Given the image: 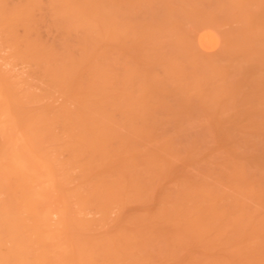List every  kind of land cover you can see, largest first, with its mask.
<instances>
[{
  "label": "bare ground",
  "instance_id": "6f19581e",
  "mask_svg": "<svg viewBox=\"0 0 264 264\" xmlns=\"http://www.w3.org/2000/svg\"><path fill=\"white\" fill-rule=\"evenodd\" d=\"M132 1L136 3L135 0ZM155 1L158 5L155 3ZM170 1L172 0H163V4L162 0H154L155 4H153L152 0V3L150 4L152 7L149 5L150 2L148 3V6H144V8L148 7L145 10H148L149 7H151V9H149L148 11V14L147 11L145 13L143 9H138L140 7L142 8L143 5L141 6V3L143 4L144 2L136 4L139 7L134 5L135 8L139 11H142L140 12L141 14L145 13L146 16L143 14V16L139 17V15L141 14H136L138 12H136L135 15L138 16L141 20L143 19L145 21L144 18H146V21H150L149 17L151 16L150 14H152L151 20H153L157 26L159 22L156 18L160 19L161 17H163V15H165L164 17L167 18L166 8L168 7L165 6L169 5L170 10L168 9V12H172L176 8L174 12L176 11L175 13L177 15H175V13L169 12L171 13L170 15L172 18L169 17V14H167L168 20H165L164 17L162 19V22L164 21V23H161V27L162 25L166 26L169 30L172 28L171 26L174 25H171V28H169L170 23L168 24V22H166L169 21V19L172 21L175 20L176 24H178V21L181 24L183 23L186 25V20L188 19L187 21L191 23L189 19L191 18L190 20H192L194 15L195 19L193 18V21H195L196 23L197 16L195 17L196 14H193V11L197 12L198 10L199 15H201L202 13H206V8L210 9L212 5L213 8L218 7L219 9L222 0H210V2L208 3L207 0H195V2H190V0H177L179 2L178 5L176 0H173L174 2ZM213 1L215 3H219L218 1H220V3L217 6V4L214 5ZM225 1L226 0L222 2L226 3ZM241 1L242 0H230V3L233 2V4H230V6H234L236 4L238 6L235 5V9L238 10L239 7L243 9V6L246 4L245 1L249 6V3L255 0H243V2ZM111 2H113V7L111 5ZM124 2H127V0L121 1V4ZM168 2L172 4V9L170 7V3ZM181 2L185 5L183 10H181L183 8ZM187 2H190L192 4L187 5ZM197 3H199L200 5ZM203 3H205V5H203ZM240 3L242 4V6L240 5ZM193 4L195 7L193 6ZM207 4L210 6L205 7ZM227 4L223 5L226 6ZM120 5L117 0H0V264H264V130H262V127L264 126L261 125L262 127H257V129H249V126L247 127L248 123L246 122L251 121L253 115L250 120H247L250 117L248 118L245 114L246 117L241 116V119L244 121L239 122L242 125L245 124V127L243 129H246L247 127V129L249 130H241L240 126L238 125L239 123L237 122L234 124L232 121L237 119L236 116L240 113L239 112L237 114L233 113V115L236 116L231 115L233 119H230V124L225 123L223 121L224 119L222 120L226 124V130L224 126H221L222 128L220 129L219 127L218 129H216V127L214 129L213 126L215 125L213 123V120L215 121L216 118L214 116L216 115V113H218V110L216 112L215 108L220 109V106L223 105H220V99L221 101H223V97L221 98L218 94V87L216 86L213 90L207 89L211 91V93L209 91L207 92L210 95L217 93L219 95V98L217 99H213L214 95H211V98H209L208 94L206 93V96H204V94L202 95V90L200 89V95L206 97V99L203 98L204 101L199 96V93H197L198 95L196 94L198 96L197 99L196 96L195 98L192 97V99H190L192 95L189 97L190 93L193 92L192 90H195L199 87V85H196L198 87L193 85V82H197L195 78H200L199 75L205 76L206 74L204 73L209 72L207 67V64L209 63L203 65L206 67V69L205 67H202L205 69V72L201 67H199V69L197 67L194 71L193 69H191L190 71L186 67L187 65H181V68L186 67V70H188L190 72L189 73L185 69H183L184 71L181 70L179 65V68L176 67V65L174 66V64H178V62H176L177 60L174 61V58H171L168 55H170V53L174 51L171 55L173 56L177 53L178 50H181L180 46H178L179 49L177 50L176 45H179L178 43L176 45H174L173 43L178 39H174L171 46L170 43L171 40H173V38L171 39V37H174V35L171 36L170 39H168L170 41H164L165 39H167L165 35V33L168 32L166 30V27L165 31H162V36L158 35L160 36L159 38L164 37L165 39L161 38L160 40L158 36L153 35L154 33L156 34L157 31L153 32L151 29V33L150 30H148V28L150 29L152 27H155L153 22L148 21L150 23L149 25L142 20V22L146 23V26H142V30H144V28L146 29L147 26L148 28L146 31L141 32H146L145 34L143 33V35L147 36V38L149 37L148 34H151L149 38L151 39L152 37L153 39H147L142 35L143 37L141 41L144 43L143 39H146L147 42H149L150 40V43L153 45L151 41L154 40L153 42H155L154 45L156 47H161L160 45H164L167 48L166 49L164 46H162V48H160L162 51H160L159 53L160 49L157 50L158 47L155 48L154 45H147L149 43L145 41L144 44L147 43L146 45L148 46V49L149 47L151 49L153 48L152 52L151 49H149V52L151 53H148V57L151 54L155 55H153L154 58H151L152 61L150 60V64L154 63L159 58V61H167V59L169 60V58H171V60L169 61L170 64L167 63L168 67H171L172 64V68L170 69H173L175 67L177 69H175L176 71H178L179 69L182 73H187H184L185 77L184 75H180V78L183 77V83L187 80V77L189 78L192 74V77L190 79H193V82L190 79L187 80L189 83L186 81L187 84L192 83L190 85L192 87L189 86L191 92H187L186 88V98L184 97L186 100L190 99L189 102L191 106L188 104V101V103L186 104L189 105L188 107H191V111L189 112L187 106L186 108H184L183 106V111L186 109V113L185 115H183L184 113L181 112L182 116H180V109H177V107L175 106L176 103H170V101L173 99V102L182 103L181 100L178 99L180 95H177L175 93V91L177 90L172 88L173 90H175L173 91L170 89L171 85L166 84L173 83V80L170 82V78L167 80L168 82L166 81V83L164 81H161L163 80L162 78H160L162 76H159L161 67L158 64L155 63L160 68L158 66L156 67L153 64L152 65L155 66L157 72L159 71V77L155 75V73L153 74L152 71V74L147 71L148 69L151 70V67L149 68L147 65H144L147 67L143 68V65L141 63V66L139 67H142V70L144 69L145 71L150 73V76L154 75L155 77H153L155 80L160 78L161 80H159L162 83L164 82L167 86H169L165 91L164 88H166L167 86H164L165 84L161 85V82L159 81L162 88L164 87V90H162L160 88L161 86L157 85L159 82H154V79H152L153 83L152 81L149 82L148 77V84L144 85L145 83H142L143 85H141L142 88L147 86L148 89L147 90L146 87L144 88L145 90L143 89V95L146 96L148 91L150 93H153L160 90L158 91L160 92L158 94L164 97L170 95L169 93L173 91L176 95L173 94L172 96L173 92H171V98L170 96L166 98L164 97L165 99L161 96L160 98L162 100L164 99V101L168 98L166 101L169 102H165L168 105L173 104L172 108H174L175 112L172 111L173 109L171 110V108L167 107L166 105L165 107L170 110V113L168 114L167 109L163 106V101H159L160 103L157 101L160 99L157 92L155 94L158 96V99H156L157 97L155 96L154 98L151 97L152 99L147 98L149 97V95H147L146 100L143 99L142 102H144V100H149L146 102L148 104H146L145 102L142 103L141 100H138L141 96L142 98H144V96L141 94L143 90H141V96L138 99H135L136 97L132 98V96L131 98L134 101H140L142 104L140 106L138 104L132 106L136 109V106H139L140 108L142 106L144 107L145 105L146 107H144L145 110L143 112L146 111L145 114H147V112H150L151 115H154V118L155 115L157 117L156 119H154L152 116L154 124L153 122L150 123V121H152V119H150V114H147L150 115V118L148 119H146L147 115L144 117L145 114H140L142 119L145 118V120L149 123L145 124L147 122L145 120L140 121L138 117L140 124H145V126L143 125L145 127L144 129H122L121 125H124L122 122H119L120 129L117 128L118 124L116 122V117L119 119H123V117H118V112L115 113L117 114L115 117V114L113 115L114 111H112V114L110 115V106L114 104L113 99L117 98L115 96L112 97L113 99L110 98V95L108 94V89L110 90V88H108V82L109 79H111L112 81V79L115 78L112 76L119 74L120 72L117 73L118 70H121V67H124L127 64L124 62V57H120V55L122 56L123 54H121L119 49H121V51L123 50V44H120L119 40L118 44L121 45L122 48H120L119 45V47L117 46L118 54L120 53L118 55L120 58L118 59L120 61L118 62L123 61L125 65H121V67L118 65V67L113 68L114 70L117 69V72L112 71V74L114 72L116 74L109 76L108 62H110V59L112 57H109L110 40L112 39L111 35H114L112 34V32L114 31L113 33H115L116 28V26L112 25L115 19L113 20V22H111L110 14L113 18L117 17L116 19L118 20V17H120V15L124 16L123 12L127 11L125 12V15L128 16L129 12L136 10L135 8L134 10L131 9L133 7L127 5L126 3L122 4L121 7H119ZM125 5H127V7ZM154 5H157L159 7ZM173 5H175V7ZM122 6H125L126 8L131 7L130 9L132 11H130L129 9L123 11L124 8ZM178 6L182 8H179ZM190 6L191 8H196V10H194L193 8V10L191 9L192 11L188 9L190 10V13L188 12L189 14L187 13V15L185 13V8H190ZM224 6L221 5L224 10L219 9V13L217 12V9H210L212 11H208V14L209 12L212 14V12L215 10L216 14L218 13L220 14V16L223 15V18L226 16L227 20H223V25H225V22L228 21V19L229 21L228 23L226 22L227 24L231 25L232 22L233 24L235 23L234 21L237 22L239 19L237 17V10H233V13L231 10L228 14V6L226 8H224ZM198 7H201V9H203L201 11L205 12H200V9ZM115 8H118L117 11L119 10V12L114 10ZM154 8L156 15L155 12L152 11V9L154 10ZM187 8L186 12L188 11ZM255 8L254 10H252L253 13L260 10L258 9L260 8L259 6L256 8L258 9V11H255ZM242 9H240L241 12H243ZM159 11L161 13H159ZM163 11H166L164 12L165 14L163 13ZM220 11H225L226 15L225 13H221ZM250 11L247 12L246 18V11L244 10L245 15L241 13L243 15H241L240 18V21L243 22L244 20L242 19V17L244 18V16L246 18V21L251 20L248 24L247 22L243 23L238 21L236 27H234L235 25H228L231 29H233V31L235 30L233 34L230 33L232 37H235L233 39H229L230 35L227 34L229 37L225 35L227 36L224 37L227 38L226 40H232L231 42L235 40L237 42L239 38H241V40L243 38H248V34L247 37L246 34L244 35L245 32L251 30L250 32H252L253 34L248 32L250 33L249 35L251 36L252 34L253 36H256L254 34L257 33L254 32L258 30L262 32V30H264V26H262L264 25V21H261L264 19L260 20V18L262 17L259 16V18L258 16H256V14H253V17H251L252 13L250 14ZM115 12H121V14L118 15ZM179 12L183 13L184 15H179ZM234 12L236 13V15L234 14ZM262 12H264V10H261V13ZM153 13L155 17H153ZM230 13H232L233 16L236 17V20L233 19V16L230 15ZM115 14H117V16ZM172 14H174V16ZM190 14L192 15V17H190ZM262 14L261 16H264ZM131 15L129 17H131ZM228 15L230 17H228ZM127 16L122 18H129ZM136 16L132 15V20L126 19L128 22H130V27L128 26L126 28L127 30L129 28H131L132 31L134 30L133 28H135V24L131 22L134 21L135 18L138 19V17ZM184 16L187 19L185 18L184 20ZM203 16H205V14L201 15V17ZM211 16H207L206 14L207 18H211ZM175 18L178 19L176 20ZM217 18L222 19V17ZM217 18L215 21L221 22ZM258 18L262 23L259 22ZM206 20L204 18L205 22ZM201 22L202 21H200V24ZM208 22H206L208 25L206 23H204V25H214L212 27L215 28H220V25L223 26L222 24H216L217 22ZM257 22L260 28L257 26ZM124 23H126V27L128 23L126 21ZM165 23L168 24V26ZM172 23H174V21ZM240 24L241 29L244 28L243 31L240 29L236 31L237 29L235 28H238ZM242 24H246V26H243ZM180 25H178L179 27L176 25L178 29L182 26L184 30H182L181 28V31H185L186 33V29L188 28V35L190 33L194 36V33L189 31H193L194 29L193 32H195L196 26L190 24V29V27L188 26L184 28L185 26L183 27V25ZM215 25L218 26L216 27ZM161 27L159 28L161 29ZM44 29L47 31H45L46 35L49 34V31L55 32V35L57 32L58 38L57 36L56 38L58 40L56 42L55 40H50L51 42L53 41V43L47 41L43 35ZM111 29H113V31H111ZM154 29L158 28L155 27ZM131 30L125 31L126 33L123 32V35L124 33L126 34V36L124 35L123 37L124 39L126 37L125 41L121 37V40L123 39L122 42H127V45H130V42L131 45H133V42L135 44L134 40H136V38L134 36L136 34L134 31V33L132 32L129 34ZM122 31L123 30H121V32ZM158 31L161 32V30ZM197 31H199V29ZM127 32L129 35L133 34V37L131 36L132 39L130 38L133 42L129 41L128 43ZM176 32L177 34L179 33L178 31ZM239 32L241 33L239 34ZM259 32L257 35V37L260 36L258 37V42L260 39H264V37H262L264 36V32ZM192 35H189V39L191 40L194 39L191 38ZM237 35H239V38H237ZM167 37L169 38V36ZM257 37H250L248 39V43L249 40L252 41L251 38H253V40H257ZM118 38L115 39L117 40ZM154 38H156L157 40ZM235 38H237L238 40ZM112 40L114 41V39ZM241 40L239 41L240 44L238 42L234 45V48H236V45H242L244 43L245 39L242 40L243 43L241 42ZM255 40L253 41V43L255 42ZM260 41L264 43V41ZM142 42L140 44H143ZM186 42L188 43V41ZM231 42H229L228 44V41H223V43H225V46L232 47L233 44L231 46ZM138 43H136V45H138ZM159 43L160 45H156ZM256 43L257 41L255 42V44ZM255 44H252L251 46L254 47ZM127 45H124V48L126 47L128 48V50L133 47H129ZM192 45L194 44L192 43ZM138 46L133 47L132 50L135 48L134 51L139 50L140 52V46ZM244 46L245 45H243L244 50H240L242 51L241 54H243V51L245 53L243 55L240 54V58L242 59V61L246 60L245 62H242L241 60L234 61L235 58L233 57L236 54L239 57L238 52L235 53L238 48H236V51L234 50V52L231 53V55L235 54L234 56H232V59L229 57L228 58L229 60L231 59L233 62H235V66L233 65L232 68L233 70H239V67H243V65H245L243 68H241L242 70H239V72H246L247 75L249 74V76L248 78L245 77L247 78L245 79L244 76L247 75L243 74L242 76H240V78L243 77L248 81L249 77L251 78V76L256 78L258 77L257 80L258 83H260L259 86L261 87V91L259 86L256 87V90L255 88L253 89V85H251L252 88L248 85H246L245 88V84H243V86L240 85L244 87L246 91L247 89L251 92H254V90H256L260 93L261 99L259 100V95H256V97L254 95L255 92H252V96H255L254 98H257L258 101H255V99L253 98L252 100H254L255 102L252 101L250 103L251 105H256V102L258 103L259 101H264V99H262L264 98V93H261L262 91H264V86H262V84H264L262 83V81H264V79L262 78L264 77L259 78L260 75L264 74V72H262L264 71V68H262L261 64L262 62H264V56H259L260 53L258 54V52H262V50L258 45L257 47L260 49L255 48V45L254 53H252L253 48L249 47L248 44L247 46ZM173 47L175 49H173ZM237 47L241 48V46ZM126 48L123 50V53ZM143 48L144 50L142 49L141 45V50L145 51L144 53L148 52V49H146L145 47ZM169 48H172L173 50ZM186 48H188V46ZM193 48L195 50V47ZM193 48L191 49V51L193 50ZM223 48L225 47L223 46ZM246 48L251 49V56L259 50L257 52L258 56L255 54V57L258 58L259 61L256 60L254 56L251 57L249 49L246 50ZM188 49H190V47ZM230 49L228 47V51L225 50L226 53L233 51V49L229 51ZM128 50L127 52H125V54L128 53ZM195 51V53H197V49ZM139 52L136 53V55L139 56ZM165 52L170 53H167V55H165ZM178 52L179 53H177V55L181 54L180 51ZM156 53L158 55L160 54V57H157ZM162 53L167 57L166 59L165 57L163 59ZM217 53H214L216 58L218 57L216 55ZM193 55L195 57V54ZM245 55H248L250 57ZM260 55H264V52H262ZM191 57L193 56L191 55ZM207 57H205V59ZM220 57H218V60ZM259 57L261 59H259ZM143 58L145 59L144 55ZM198 58L200 57L198 56ZM216 58L215 61H218ZM252 58H254L258 63H249L248 59L253 61ZM182 59L179 58V60ZM200 59L197 60L200 61ZM205 59L203 61H205ZM212 59V61L215 62L214 58ZM125 60L128 61L129 59H126L125 57ZM184 60L182 62H186L187 59ZM220 60L219 61L221 63L219 61L218 62L222 64V69H224V63H222L223 60L221 58ZM261 60L262 62H260ZM212 61L210 60L211 63L209 64V67L211 69H213L212 67L215 68L212 71H216V73L218 71H221V66L219 67L220 70H217V65L212 63ZM165 62L163 64H165ZM190 62L192 63V61ZM241 62L242 65L240 66ZM248 63L250 64V66ZM192 64L196 63L193 62ZM202 64L200 62V66ZM225 64L227 65V67H230L228 63ZM236 64L239 65L237 66ZM252 65H254V67H251ZM258 65L262 69L257 68ZM247 67H250V70L248 69V71H245L244 68L247 69ZM127 68L125 66V70ZM229 69L232 70L231 67ZM136 70L139 71L141 70V68ZM163 70H165L170 75V71L166 69H162V71ZM251 70H253V72ZM259 70L261 74L259 73ZM124 72V70H121V76L124 75ZM166 72L165 75H167ZM221 72H218V75H220L219 73ZM224 72L222 73V75H224L223 78H221L222 81L225 79L224 77H226V74ZM234 72L236 75H234ZM234 72H232V74L234 75L232 77H238L240 75L239 73H236L235 70ZM120 74L119 76H116L118 80H114L116 83L115 87L118 82V84L121 83L117 88H120L119 86H122V83L124 86V82L119 81L122 78L120 77ZM141 74L136 75L140 76ZM143 75L144 74H142V76ZM211 76L214 75L211 74L210 77ZM167 77L168 76H166V78ZM206 77H209L208 74L205 76V78ZM180 78L179 76L177 77V79ZM205 78L202 77L201 82L205 81ZM213 78L214 77H211V80H206L203 88L204 86L208 85L209 81V83H214L215 78ZM243 78L241 79L242 81ZM123 79L126 80L127 78L125 79L123 77ZM250 80L256 79L251 78L249 79V81ZM257 80L255 82H257ZM127 81L129 82V80ZM182 81L180 79V82ZM224 81L226 85V79ZM198 82L199 84H204L201 83L199 79ZM216 82L218 83V81ZM230 82L237 83L238 81H235V79L233 78L230 79ZM110 84L114 85V82L113 84ZM136 84L139 83L136 82ZM215 84L216 83L210 85L213 86ZM229 84H227V86ZM150 85H157V89H155V87H153L154 89L150 88ZM123 86L119 91L121 92V95L123 94V92L125 93V95H127V92H125L126 90H124V88H127V86ZM174 86H176V84ZM231 87H233L232 84L229 87L230 89L227 87L223 90L222 94L227 95L228 91L232 92L233 89ZM184 88L185 87H183V89ZM212 88H214V86ZM150 89L152 90L150 91ZM180 89L182 88H179V90ZM190 89H188V91ZM237 89L235 88L236 92ZM128 90L130 91V89ZM215 90L217 91L215 92ZM219 90L222 89L219 88ZM111 91L114 92V90L112 89ZM119 91L118 93H120ZM205 91L206 88L203 92ZM246 91L241 92L245 93ZM250 91L246 93L248 94L247 96L246 94H244V97H250ZM243 93H239V95L241 94L242 96ZM114 94L115 92L111 95ZM226 95H224L225 100L226 98L229 99L232 94H229L230 96L228 95V97ZM176 96L178 97L176 98ZM237 97L236 99L240 98ZM193 98L194 104L192 103ZM198 98H201V101L199 100L198 102ZM232 98L230 97L231 101ZM127 99L128 98H126V100ZM132 99L131 101H133ZM210 99H213L214 105ZM215 99L217 100L216 102L214 101ZM109 100H111L112 102H110ZM195 100L197 101L198 105L197 103L195 104ZM230 100L226 103L228 104L226 105V108H232V106H234L233 104H235L236 102L235 100L232 104ZM127 101L126 104L128 103ZM134 101L132 103H134ZM202 101L204 102V104H206L207 107L208 105H210L211 101V108H215L211 109L208 107L209 109H211L208 113L207 107V109L205 110V107L202 106L203 109L201 108V104H203ZM117 102L121 104V102L123 103V100L121 101L119 99V101ZM229 102L232 104V106H230L231 104ZM109 103L113 104L109 105ZM129 103V105H131L130 100ZM215 103H220L219 106H217L218 108L216 107L217 104ZM156 104L157 106L162 104L163 108L159 106L157 110V106L155 108ZM260 104L262 103L259 102V106H261ZM129 105L127 104V107H125L124 104V108L127 109ZM147 105L149 106L148 111L146 110ZM151 105L154 107L153 109H151ZM193 105L199 106V109H202L200 111L206 112H203L204 115L206 114L207 116L205 115V119L202 120L205 121L209 119V123H211L212 125V127L210 128L213 129L212 131L207 132V130L209 129L204 124L203 128H207V130L205 129L206 131L201 130V127V129H199V131L201 130L200 132H197L198 130L194 128L193 129L196 130V132L192 129L191 131L189 129V133L183 132L182 126L184 125H180L184 122H182L183 118L181 117L185 116L186 118V115L191 114V112L193 111L192 109H194L195 112V108H192ZM132 106L127 109V111H130V114L132 113V116L135 114V112H142V110L131 112V109H133ZM224 106L222 108H224ZM241 106L242 111H244L243 104H241ZM235 107L232 109H236ZM224 109H222L223 112ZM259 109L261 112L262 108L259 107ZM154 110L155 113L157 111L163 112L164 116H162L163 113L162 115H159L161 113L154 114ZM247 110L249 111L248 106ZM187 111L189 114H187ZM248 111L247 114H249ZM165 112H167V114ZM227 112L231 113L230 111H226V113ZM125 113L124 114L126 117L123 115L125 119L127 118V116L129 118V113ZM257 113L256 118L254 116V120L258 119L256 121H259V119L264 118V115H262L264 114V112H261L262 114L258 113L260 116H262V118H260ZM171 114L173 115V117L171 116ZM200 114L203 115L202 113ZM165 115H170L169 117L167 116L169 119L167 118L165 120H161L166 117ZM175 115H179L180 118ZM222 115L220 118H224L222 117ZM112 116L115 118H113ZM191 116L192 114L190 115V117ZM212 117L215 119H213ZM238 118H240V114ZM125 119H123V121H125ZM186 119L188 120V117ZM134 120H136V118L132 119V122H134ZM169 120H171L172 122L174 121L172 123L174 126L170 125L171 123L168 122ZM112 121L116 122V128L114 126V123V127H112ZM162 121L168 122V124L166 122L167 129H169L171 126L174 128H170L171 131H165L166 128L162 127L164 129V131H162V128H159L161 126H158L159 124H163L162 126L165 125V123H163ZM222 121L221 123H223ZM175 122L177 123L175 124ZM179 122L182 123L180 124ZM215 122L218 123L217 126H220V121ZM252 122H250L249 124H253L255 128V125ZM138 124L139 123H136V126H138ZM151 124L154 125V129L152 125V130H150ZM155 124H157V128L155 127ZM190 124H192V122H190ZM227 124L231 126L233 125L232 128L229 129L230 127H227ZM141 125L139 127H141ZM146 125H150L148 126L150 129ZM168 125L170 126L168 127ZM175 125L177 127L179 126L180 129L178 130ZM235 125H238L239 127L237 128L235 127ZM189 127L190 126L188 125L187 128ZM196 128H198V126H196ZM173 129H175V131H172ZM181 134H183L184 137H180ZM185 134H187L186 137ZM214 152H217V154L222 153L223 157L219 158V156L217 159L215 158L216 160L214 159V161H211L214 164L209 162L212 165L207 164L208 166H203L204 168H202L201 170V162L204 163L202 165H205V161H207V159L209 161L211 160V157L209 155L211 153L212 155L215 154ZM178 161H183L185 164L190 165L191 167L194 165L196 167L200 165V168H197L198 170H200V174H193V172L189 173L187 171V165L184 166L187 170L183 167L186 170L185 171L180 166L183 162L179 164Z\"/></svg>",
  "mask_w": 264,
  "mask_h": 264
},
{
  "label": "rangeland",
  "instance_id": "374dc122",
  "mask_svg": "<svg viewBox=\"0 0 264 264\" xmlns=\"http://www.w3.org/2000/svg\"><path fill=\"white\" fill-rule=\"evenodd\" d=\"M112 1H113V0H112ZM121 1H123V0H120V2H119V0H117V2L119 3V5L121 4ZM125 1H126V0H125ZM128 1H129V2H128ZM130 1H131V2H130ZM135 1H136V3H135L134 1H132V0H127V2H124V3H126L127 5H130L131 7H133V8H131V7H130V8L134 10V8H135L134 5L139 4V3H141V2H144L143 4L141 3V6L143 5L142 8L140 7V8H138V9H140V10L143 9V11H144L145 13H146V11H147V14H148L149 9H151V7H152V6L150 5V4L152 3V0H143V1H142V0H140V1H139V0H135ZM147 1H148V2H147ZM164 1H165V0H164ZM172 1H173V0H172ZM172 1H170V2H172ZM178 1H179V0H178ZM178 1L176 0L177 5L179 4ZM182 1H183V0H182ZM185 1H186V0H185ZM187 1H188V0H187ZM199 1H200V0H199ZM199 1H197V2H199ZM211 1H212V0H211ZM215 1H216V0H215ZM222 1L224 2V0H222ZM222 1H221V3H220V1H218V2L220 3V7H219V9H223V7H221V5L224 6L223 4H227V3H228V4H227L226 6H224V8H226L227 6H228V8H229L230 4H231V3L233 4V2H234V1H233V2L230 3V0H226V1H225L226 3H223ZM228 1H229V2H228ZM248 1H249V0H248ZM250 1H251V0H250ZM115 2H116V1H115ZM133 2H134V3H133ZM149 2H150V3H149ZM170 2H168V3H170ZM173 2H174V1H173ZM190 2H195V0H190ZM190 2H187V3H188L187 5L192 4V3H190ZM205 2H206V1H205ZM208 2H210V0H209V1L207 0V3H208ZM239 2H240V1H239ZM241 2H243V0H242ZM258 2H259V3H258ZM112 3H113V2H111V5H112ZM124 3H122V4H124ZM148 3H149V5H150L151 7H149L148 10H145V9L148 8V7L144 8V6H148ZM155 3H156V1H155ZM155 3H154V0H153V4H155ZM159 3H160V2H159ZM162 3H163V0H162ZM165 3H166V2H165ZM168 3H167V4H168ZM184 3H185V2H184ZM213 3H214V5H216V4H217V6L219 5V3H215L214 1H213ZM245 3H246L245 5H246L247 7H246L245 5L243 6V9L239 7L240 9H242L243 12H241V10H240L238 7H237L238 10L235 9V7L238 6V5H236V4H237V1H236V4H235L236 6H235V5H234V6L232 5L233 7L230 6V8L232 7L231 9H230V8H229V9L227 8V13L229 14V11H231V10H232V13H233V10H234V11L237 10V11H236L237 14H238L237 17L239 18V19H238V18H237V19H238V21H240L241 15L244 14V10L246 11V13H245L246 15H245V14H244V15H245L246 18H247V12L250 11V7H251V11H250V14L252 13V14H251V15H252L251 17H253V14H254V15L256 14V16H258V17H259V16L262 17V18L259 17L260 20H261V19H264V16H261V14L264 13V12L261 13V10H264V0H261V1H260V0H255V1H252V2L249 3V6L247 5V2H246V1H245ZM252 3H253V4H252ZM122 4H121V5H122ZM131 4H133V5H131ZM156 4H157V3H156ZM160 4H161V3H160ZM163 4H164V3H163ZM163 4H162V8H163ZM167 4H165V5H167ZM174 4H176V3H174ZM181 4H182V2H181ZM185 4H186V3H185ZM194 4H195V3H194ZM194 4H193V6H194ZM197 4H199V3H197ZM210 4H211V3H210ZM254 4H256V5H254ZM257 4H258V6L260 7V8H258V9H260L259 11H258V9H256V8L258 7ZM121 5H120L119 7H121ZM127 5H125V6L127 7ZM157 5H158V4H157ZM157 5H154V6H157ZM165 5H164V6H165ZM171 5H172V4L170 3V7H171ZM187 5H186V6H187ZM199 5H200V4H199ZM203 5H205V3H203ZM240 5L242 6L241 3H240ZM250 5H251V6H250ZM125 6H124V7L122 6V7L124 8V9L122 8L123 11L126 10V9H129L130 11H132L130 8H126ZM136 6H138V5H136ZM173 6L175 7V5H173ZM180 6H181V5H180ZM182 6H183V8H182V7H179V6H178V7H179V8H182L181 10H183L184 7H185V5L182 4ZM191 6H192V5H191ZM191 6H190V8H187V7H186L187 10H188V9L191 10V9L193 8V7L191 8ZM201 6H202V5H201ZM209 6H210V5L207 4L205 7H209ZM212 6H213V5H212ZM212 6H211L210 9H212V10H213V9H217V12L219 13V11H218V10H219L218 7L216 6L217 8H213ZM253 6H254V7H253ZM255 6H256V8H255ZM112 7H113V5H112ZM112 7H111V8H112ZM116 7H117V6H116ZM138 7H139V6H138ZM157 7H159V6H157ZM165 7H168V8H166V11H167V12H166V11H163V13L166 12V17H167V18H168V15H167V14H169V17H171L170 14L176 12V11L174 12V10L176 9V8H175L172 12L169 11V12H171V13H169V12H168V9L170 10L169 5H167V6H165ZM194 7H195V6H194ZM196 7H197V6H196ZM244 7H245V8H244ZM160 8H161V5H160ZM186 8H185V13L187 14L190 10H188V11L186 12ZM198 8H199V7H198ZM202 8H204V7H202ZM248 8H249V9H248ZM252 8H253V9H252ZM254 8H255V11H258V12H254V13H253L252 10H254ZM117 9H118V8H115L114 10L117 11ZM135 9H136V8H135ZM138 9H136L135 11L129 12L130 15L133 13L132 15H133V16H136V15H135L136 12H138V13H136V14H138V15L141 14L140 12H142V11H139ZM157 9H158V8H157ZM171 9H172V7H171ZM193 9H194V8H193ZM193 9H192V10H193ZM199 9H200V10H199L200 12H205V11H201V10H203V9H201V7H200ZM206 9H207V10H206ZM206 9H204V10H206V13H202V14L200 13L201 15H204V14H205V16H203V17H201V15H199L198 10H197V12H196V11H193V14H196L195 17L197 16V18H198V19L196 18V20H197L196 23H195V21H193V20L195 19V18H194V15H193V18H194V19L192 18V20H190V19H191L190 17H192V15H191L192 13L190 14L191 16L189 15L190 17L188 16V17L190 18L189 21H190L191 23H189V22L187 21L188 19H187L185 16H184V18L182 17L184 20H185V18L187 19V20H186V25L183 24V23L181 24V23L178 22V21H177L178 24H176V23H175V20H173L174 23H172L173 21L169 19V21H166V22H168V24L170 23V24H169V28L172 27V28L169 29V30H168V27H166V26H163V25H162V27H161V23H164V21L162 22V19H163V17H164L165 15H163V17H161L160 19H159V18H156V19L158 20V22L160 23V24H159V23L157 22V23H158L157 26L159 25V26L157 27L156 24H155V22H154L153 20H151V16H152V14H150V15H151V16L149 17V18H150V21H152L153 24L155 25V27L158 28V29H154L155 27H152V26H154V25H152V26H151L152 28H150V29H149L148 26H147V28H148V30H150V32H151V29H152L153 32H156V31H157L156 34H155V33L153 34L154 36H158V35H161V36H162V31H165V27H166V28H167L166 30H167L168 32L165 33V35H166V38H167V39H165L164 37H161V38L165 39L164 41L170 39V37L174 35V37H171V39L173 38V40H171V43H170V44H171V46H172L173 43H174V45H176V44L178 43L179 45H176V46H177V50L179 49L178 46H180L181 50H178V51H180L181 54H178V55H177V53H179V52L177 51V53L174 54V55H176V56L173 55V56H174V57H173V56H171V55H172V52H174V51H172L171 53L169 52L170 55H168V56L171 57V58H174V61L177 60L176 62H178V64H174V66L176 65V67H178V68H179V66H180V68H181V67H182L181 65H184V66L187 65L186 67L188 68V70L191 71V69H193V71H194L197 67H198V69H199V67H201V68H202V67H205V66H203V65H205V64H207V63L210 64V63H211L210 60H211V61L213 60L212 58H214V61H215L216 56H215L214 53H217V52L219 53V54L217 53L216 55H217L218 57L221 56L220 58L223 60L222 63H224V64H223V66H224L223 68H224V69H222V64H220V63H221V62H220V61H221L220 58H219L220 61L218 60V57L216 58L220 63H219L218 61H215V62L212 61V63H214L215 65H217V70H220L219 67L221 66V69L224 70V71L226 70L227 73H226V71L224 72V71L221 70L222 72H221V71H218V72H221V73H219L220 75H218V72L216 73V71H214V72L212 71V70H214L215 68L212 67L213 69H211V68L209 67L210 65L207 64V67H208L209 72L207 71L208 73H206V72L204 71V70L206 69V67H205V69H204V68H202V69H203V71L205 72L204 74H206V75L208 74L209 77H206V78H205L206 75H205V76L199 75L200 78H195V77H194V78L197 80V82L195 81V79H194L195 82L192 81L193 79H192V80L190 79V78L192 77V74L190 75L189 78L187 77V80L190 79V80L193 82V85H195V86H196V85H199V87H201V88H199L198 86H196V87H198V88L195 87L197 90H196V89H195V90H192L193 92H191V89H190V87H192V86H190L192 83L187 84V83H186V81H187L186 79H185L186 81L183 83V81H184V80L182 81L183 77L180 78V75L183 76L184 73H185V74H187V73H186V72L182 73L179 69H178V71H176L177 69H176L174 66H173V67H174V68H173L174 70H173V69H170V68H172V64H171V67H168V64H167V63H169V61L171 60V58L168 57L169 60H168V59H167V61L165 60L166 62H165L164 60H163V61H162V60L159 61L160 58H159V59L156 58L157 60H156V59H155V60H156L157 62H158V61H159V62L157 63V62L154 60L155 62H154V63L151 62V63H152L153 65H155L156 67L159 65L162 69H166V70L170 69V70H168V71H170V72L172 73L173 77H172L171 73H170V75H169V73H167L165 70L162 71V69L158 66V67L160 68V70H161V71H160V75H159V73H158L159 71L157 72V69L155 68V66H153L152 64H150V60L152 61L151 58L153 57L154 54H151V55H150L151 57L149 56L150 58L148 57V55L152 52L153 48L151 49V48L149 47V49H151V52H149V49H148V46H147V45H152V44L150 43V40L153 39V38L151 37V39H150L149 37L151 36V34H148V33H147L148 36H149L148 38H149L150 40H149V42H147L146 39H145V40L143 39V41H144V43H145V41H146V42L149 43V44L146 43V44H147V45H146V44H144V43L141 41V40H142V37L145 36V35H143L144 32H141V31H146V30H147V28H146V29L144 28V30H142L143 27H144V25H145L146 23L150 25V23H149L150 21H149V20H148L149 22L146 21V20H147L146 18H144L145 21L142 19V20H143L144 22H146V23L142 22V20L139 19V17H140V16H143V14L146 16L145 13H142L141 15H139V17L136 16V17H138V19H139V20H138V19L135 18L134 21H136V22H134V21L131 22V23H134V24H135V25L133 24L134 27H135V28H133V29H134L133 31L135 32L136 35H138V36H136V35L134 34V35H135L134 37L136 38V40H134V41H135V44H134V42L131 40L132 37H133V36H132L133 34H132V35H129V34L132 33L133 31L131 30V28H129L128 30L126 29L128 26L130 27V25H129L130 22H128L127 20H132V19H131V18H133L132 15H131V17H129V16H130L129 13H128V16L125 15V12H127V11H125V12H123V15H124V16H121V15H120V17H118V20H117V19H116L117 17L113 18L112 15L110 14V16H111V22H113L114 19H115V21H118V22H115V21H114V22L112 23V25L116 26V28H115V33H113V32H114V31H113L114 28L111 29V31H113L112 34H114V35H111V38L114 39V41H113L112 39L110 40V49H109V51H110V55H109V57H111V56H112V57H111V59H110V62H108V66H109V76H112L113 74H116L115 72H114L113 74H112L111 72H112V71H116V72H117V69L114 70L113 68L118 67V65L121 67V65H125V63H126V64L128 65V66L125 65L126 68L129 67V68H127L126 70H125V66H124V67H121V70H124V71L126 72V74H125V72H124V75H123V76H121L122 73H123V71H122V73H121V70H120L119 68H118V69H119L120 71L118 70V72H117V73L120 72V73H121V74L119 73V74H120V77H122L121 80H119V81L124 82V86H127V88L125 87L126 89L124 88V90H126L125 92H127V95H125L124 92H123V94L121 95V92L119 91V90H121V87L123 86V83H122V86H119L120 88H117L118 85L121 84V83L118 84L119 82L117 81L118 83H117V85H116V87H115V84H116V83H115L114 80L117 79V78H116L117 75L119 76V74H116L115 76H114V75L112 76V77H115V78L112 79V81L114 82V85H111V84H110V83L113 84V82L111 81V79H109V82H110V81H111V82H110V83L108 82V84H109V85H108V88H110V90L108 89V94L110 95V98H112L113 96H115V97L118 99V97H119V99H120L121 101L123 100V103L125 104V107H127V104H128V105L130 104V103H129V100H130V102H131V105H129V107L132 106V105L135 106V104H138V105L140 106L142 103H144V102L146 103L147 101H149V100L145 101L147 95H149V97H147V98H151V97L154 98V96H155V97H157L156 99H158V96H157L155 93H156V92H157V94L160 93V92H158V91H160V90L155 91V92H153V93H150V92L148 91L147 94H146V96H145V95H143V92H144V90H145V89H144L145 87H146V89H147V86H145V87H143V88H142V86H141V85H143L144 83H145L144 85L148 84V81H149V82L152 81V83H153V80H152V79H154L155 76H154V75L150 76V73L152 74V72H153V74L155 73V75H157V76H158V75H159V76H162V77H160V78L163 79V80H161L160 78H158V79L156 78L157 80L154 79V80H155L154 82L158 83V82L161 80V81H164V82L166 83V81H167L168 79L171 78L170 82L173 80L174 85L176 84V86H178V87L174 86L173 83H171V84H170V83H166V84H168V85H171V86H170V87H171V88H170L171 90H173V89L177 90V91H175V90H173V91H175V93H176L177 95H180V96H179L180 98H179L178 96H176V98L178 97V99H180L181 102H182L183 104H182V103H178V102H173L174 99H173V100L170 99V98H171V92H173V91H171V92L169 93L170 95H167V94H168V93H167V94H166L167 96H164V97L166 98V97L170 96V98H169V99L171 100L170 103H171V102H172L173 104L176 103L175 106L177 107L178 110L180 109V110H179V111H180V112H179V113H180V116H182V113H181V112H183V113H184L183 115H185V113H186L185 110H186V109H185L184 111H183V109L186 108V106H187V108L189 109V112L191 111V107H188V106L190 105L189 100L192 99V97L195 98V96H196V99H197V97H198V96H197V95H198L197 93H199L200 90H202L201 94H202V95L204 94V96H206L205 93L208 94L207 92H208L210 89L213 90V89H215V87L217 86V87H218V91L215 90V92L217 91L218 94L220 95V97H221V98L223 97V99H222L223 101H221V99H220L221 104L219 103L220 105H222V104H223V105L220 106V109H216L215 107H212V108H211L210 105H211V103L213 102V99H214V98H216V99L219 98V95H218L217 93H214V94H213V95H214L213 99H210L212 102L210 101V105H208V107L211 108V109L215 108L216 112H217V110H218V113L220 114V115H219L218 113L215 112L216 115H217V117H216L215 114H214V115H215L214 117H215L216 119L212 117L213 119H215V121H218V122L220 121V123H221V121L224 119L223 121H224L225 123L230 124V119H231V120L233 119L232 116H236V115H233V113H234V114H237V113L240 112V113H239V114H240V118H238L239 114H237V116H236L237 119L235 118L237 121H236V120H232V121H233L234 124L238 122V123H239L238 125L240 126V129H241V130L245 127V126H244V125H245L244 123H243L244 125H242V124L240 123L241 121H244V120L241 119V116L246 117L245 114L247 115L248 118L250 117L249 119L246 118L247 120H250V119L252 118V115H253V118L251 119V121H249V122L247 121V122H246V123H248V125H247V124H246V125H247V127L249 126V129H257V127H262V126H264V123H262V122H264V118H262V116L259 115V114H262L261 112H264V106H262V105H264V101H259L260 103H262V104H260L261 106H259V102H258V103L256 102V105H254V104L251 105V103H250V102H252V101L255 102V101L257 100V98H256V99L254 98L256 95H259V97H260V98L258 97L259 100L261 99V95H260V93L256 91V90H257L256 87H258V86L260 85V83H258V80H257L258 77L256 78V77H252V76H251V78H252V79L255 78V79L257 80V82H255L256 80H250V81H251V82H250V81H249V79H251L250 77H249L248 81L245 80V79L248 78L249 74L247 75V73H246V72L244 73L243 71H242V73H240L241 71L239 72V70H240L241 68H243L245 65H243V67H239V68H240L239 70L234 69V70L236 71V73H239V74H240V75L238 74V75H239V76H238L239 79H238L237 76H236L237 78H236V77H232V76H234V75H236V74H235L234 70L232 69V68H233V65H234L235 62H233V61L231 60V59H232V56L235 55V54H232V55H231V53H233L234 50L236 51V48H238L237 51H236L235 53L238 52L239 57H238L237 54H236L235 56H237L239 59H238L237 57H235V56H234L233 58H235L234 61H235V60H236V61H237V60H238V61H240V60L242 61V59L240 58V54L242 53L241 50H244L243 45L247 46V44H248V46H249L250 43L255 44L256 41H257L258 44L256 43V44H255L256 47H255V45H254V47L257 48V49H260V48H261L262 52H264V43H262V42L260 41V40L264 41V39H260V38H259V39H260L259 42L262 43V44H260V43L258 42V37H260V36L257 37L258 32H259L260 30H258V31L255 30L256 32H254V33H257V34H254V35H256V36H253V35H252L253 33L250 32L251 30L248 31V32L252 33L251 36L249 35L250 33L245 32L244 35L246 34V37H247V34H248V38H243V37H242L243 39H245V40H244V43L242 42L243 39L241 40V38H239V35H237V36H238L237 38H239V40H238L237 38H235V39H237L238 41L236 42V41L234 40L233 42H235V43H233V42H231L232 40H229V39H230V38L233 39V38L235 37V36L232 37V35H230V33L233 34V32H235V30L233 31V29H231L229 26H233V25H235L234 27H236V24H237L238 21H237V22L234 21V22H235L234 24H233V22H232V23L230 22V23H231V25H230V24H227L228 21H229V19H228V21H226L227 23L225 22V25H223V23H224V21H225L224 19L227 18L226 16L223 18V15L220 16V14H218V13L216 14V11H215V10H214L215 12L213 11L212 14L209 12V14H211V15L216 14L217 17H222V19H221V18L219 19V18L216 17V15H214V16L209 15V14H208V11H212V10H210L209 8H206ZM208 9H209V10H208ZM246 9H247L248 11H247ZM161 10H162V9H161ZM192 10H191V11H192ZM194 10H196V8H195ZM223 10H224V9H223ZM111 11H112V10H111ZM152 11L155 12V8H154V10L152 9ZM156 11H157V10H156ZM225 11H226V9H225ZM225 11H220V12H221V13H222V12L225 13ZM117 12H119V10H118ZM117 12H115V13H117ZM121 12H122V11H121ZM121 12H120V13H117V14L119 15V14H121ZM180 12H183V11H180ZM180 12H179L178 14H179V15L181 14V15L183 16L184 14H183V13H180ZM238 12H239V13H238ZM112 13H114V12H112ZM149 13H150V12H149ZM151 13H152V12H151ZM159 13H161V12L159 11ZM189 13H190V12H189ZM189 13H188V14H189ZM213 13H214V14H213ZM232 13H230V15L233 16ZM241 13H243V14H241ZM257 13H258V14H257ZM259 13H260V15H259ZM117 14H115V15L117 16ZM126 14H127V13H126ZM164 14H165V13H164ZM188 14H187V15H188ZM206 14H207V16H211V18L214 17L215 19H214V18L211 19L210 17L207 18V17H206ZM234 14L236 15L235 12H234ZM155 15H156V12H155ZM172 15L174 16V14H172ZM175 15H177V14L175 13ZM225 15H226V13H225ZM239 15H240V17H239ZM262 15H264V14H262ZM126 16L129 17V18H126L127 20H126L125 18H122V17H126ZM148 16H149V15H148ZM148 16H147V17H148ZM198 16L201 17V18H199ZM245 16H244V18H245ZM153 17H155V16H154V13H153ZM176 17H177V16H176ZM180 17H181V16H180ZM228 17H230V16L228 15ZM142 18H143V17H142ZM167 18L164 17L165 20H166ZM171 18H172V17H171ZM204 18H205V20H206V19H207L208 21L210 20L209 22H211V23H212V22H217L216 24H222L224 27L221 26V25H220V28L217 27L218 25H215L217 28L212 27V26H214V25H212V26H206V24H207L206 22H208V21L206 20V22H205V21H204ZM216 18L219 19L221 22H219V21H215ZM231 18H232V17H231ZM235 18H236V17L233 16V19H235ZM244 18L242 17V19L244 20V22H245V23L247 22V24L251 21V20H250V21H246V18H245V19H244ZM259 18H258V20H259ZM122 19H123V20H122ZM175 19H176V18H175ZM177 19H178V18H177ZM177 19H176V20H177ZM202 19H203V20H202ZM242 19H241V20H242ZM157 20H155V21H157ZM167 20H168V19H167ZM212 20H213V21H212ZM223 20H224V21H223ZM226 20H227V19H226ZM235 20H236V19H235ZM248 20H249V19H248ZM255 20H256V19H255ZM260 20H259V22L264 21V20H261V21H260ZM125 21L128 23L126 27H125L126 23H124ZM160 21H161V22H160ZM170 21H172V22H170ZM200 21H202L203 23L201 22V24H200ZM222 21H223V22H222ZM231 21H232V20H231ZM120 22H121V23H120ZM193 22H194L195 24H194ZM209 22H208V23H209ZM240 22H243V21H240ZM244 22H243V23H244ZM171 23H172V24H171ZM179 23H180L181 25H183V27L185 26L184 28H186V27L188 26V27H190V29H191L190 24L196 26V28L193 26V27L195 28V30H196L195 32H193L194 29H193V31H191V30L189 31V32L194 33V36H193L192 34L189 33V35H192L191 38H194V39H192V40L189 39L190 37H189V35H188V33H187L188 30H189L188 28H187L188 30L186 29V31H187L186 33H185V31H181L182 26H181ZM204 23H206V24L204 25ZM253 23H254V22H253ZM261 23H262V22H261ZM165 24H166V23H165ZM165 24H164V25H165ZM168 24H166V25L168 26ZM173 24H174L175 26H174ZM197 24H198V25H197ZM213 24H215V23H213ZM226 24H227V25H226ZM117 25H118L119 27H118ZM171 25H173V26H171ZM176 25H177V26L180 25L181 28L178 29L179 26L177 27ZM201 25L204 26V27H202ZM207 25H208V24H207ZM210 25H211V24H210ZM228 25H229V26H228ZM242 25H243V26H246V24H242ZM251 25H252V24H251ZM44 26H45V25H44ZM142 26H143V27H142ZM145 26H146V25H145ZM170 26H171V27H170ZM197 26H198L199 28H198ZM200 26H201L202 28H201ZM240 26H241V24L238 26V28H235V29H237L236 31H238L239 29L243 31L244 28L241 29ZM243 26H242V27H243ZM247 26H248V25H247ZM257 26L259 27L258 22H257ZM262 26H264V25H262ZM42 27H43V26H42ZM122 27H123V28H122ZM131 27H133V26H131ZM159 27H161V29H160ZM174 27H175V28L177 27L176 29H178V30H176ZM222 28H226L227 30H226V29H222ZM245 28H246V27H245ZM259 28H260V27H259ZM41 29H42V28H41ZM46 29H48V28H46ZM153 29H154L155 31H154ZM163 29H164V30H163ZM172 29H173V31H172ZM174 29H175V31H174ZM198 29H199V31H197ZM253 29H254V28H253ZM261 29H262V28H261ZM49 30H51V29H49ZM52 30H53V29H52ZM121 30H123V31L121 32ZM129 30H131V32H129V34H128V32H127V37H128V40H127V41H128V43H129V41H132V42H133V45H131V42H130V45H129V44L127 45V42H124L125 39H126V37H125V39L123 38L124 35L126 36V34H125L126 32H125V31H129ZM158 30H161V32L158 31ZM170 30H171V33H172V34L170 33ZM182 30H184V29L182 28ZM221 30H222V31H221ZM245 30H246V29H245ZM247 30H248V29H247ZM45 31H46V30L44 29V31H43L44 34H43V35H44V38H45L47 41L51 42L50 40H53V41L55 40V42H56V41L58 40V39H57V38H58V36H57V32H56V35H55V32H53V31L50 32V31H49V34L51 33V34H53V35H51V34H50V35L47 34V35H49V36H47V35H46V32H47V31H46V32H45ZM176 31H178L180 34H179V33L177 34ZM227 31H228V32H227ZM253 31H254V30H253ZM43 32H42V33H43ZM123 32H125L124 35H123ZM134 32H133V33H134ZM147 32H148V31H147ZM159 32H160V33H159ZM175 32H176V33H175ZM182 32H184L185 34L182 33ZM262 32H264V30H262ZM262 32L260 31L259 33H262ZM145 33H146V32H145ZM145 33H144V34H145ZM151 33H152V32H151ZM174 33H175L176 35H175ZM236 33H237V32H236ZM240 33H241V32H239V34H240ZM168 34H170V35H168ZM186 34H187V35H186ZM223 34H224V35H223ZM227 34H229L230 37H229ZM237 34H238V33H237ZM142 35H143V36H142ZM165 35H164V36H165ZM179 35H180V37H179ZM225 35H227V36L229 37L228 40H226L227 38H224V37H227V36H225ZM244 35H243V36H244ZM52 36H53V37H52ZM56 36H57V38H56ZM112 36H113V37H112ZM131 36H132V37H131ZM140 36H141V38H140ZM167 36H169V38H168ZM176 36L179 37V38H177ZM184 36H185V37H184ZM241 36H242V35H241ZM48 37H49V38H48ZM50 37H51V38H50ZM118 37H119V38H118ZM121 37L124 39L123 42L126 43V44H124V43L122 42L123 39L121 40ZM138 37H139V38H138ZM145 37L147 38V36H145ZM145 37H144V38H145ZM159 37H160V36H158V38H159ZM221 37H222V38H221ZM244 37H245V36H244ZM250 37H254V38L257 37V38H256L257 40L254 39L255 42L253 43L254 40H253V38H251L252 41L249 40V43H248V39H249ZM262 37H264V36H262ZM47 38H48V39H47ZM54 38H55V39H54ZM115 38H118V39L116 40ZM130 38H131V39H130ZM148 38H147V39H148ZM161 38H159V39L161 40ZM181 38H183V39H181ZM185 38H186V39H185ZM129 39H130V40H129ZM154 39H156V38H154ZM159 39H158V40H159ZM174 39H178V40H175V41H176V42H175ZM179 39H180V40H179ZM184 39H185V40H184ZM246 39H247V40H246ZM115 40H116V41H115ZM119 40H120L121 42H120ZM139 40H140V41H139ZM156 40H157V39H156ZM156 40H155V41H156ZM182 40H183V41H182ZM204 40H205V41H204ZM224 40H225V41H228V44H229V42H231L230 45L232 46V44H233V46H232V47H230V46H225V43H223ZM240 40H241V42L243 43V44L241 43L242 45H239V44H240V42H239ZM53 41H52L51 43H53ZM112 41L114 42V44H113ZM118 41H119L120 44H123V45H122L123 48L121 47V45L118 44ZM153 41H154V40H153ZM153 41H151V42H152L153 45H154L155 42H153ZM164 41H163V43H164ZM168 41H170V40H168ZM173 41H174V42H173ZM186 41H188V43H187ZM246 41H247V42H246ZM116 42H117V43H116ZM138 42H139V43H138ZM141 42L144 44V46H143V44H140ZM156 42H157V41H156ZM172 42H173V43H172ZM185 42H186V44H185ZM238 42H239V44L236 45V48H234V47H235L234 45L237 44ZM115 43H116V44H115ZM136 43H138V45L140 44V45H139L140 47H139L138 45H136ZM160 43H161V41H160ZM160 43H159V44H156V45H160ZM166 43H167V42H166ZM192 43H193L194 45H192ZM246 43H247V44H246ZM167 44H168V43H167ZM187 44H188V45H187ZM252 44H250L249 47H252V46H251ZM118 45H119L120 48H122L123 50L126 48V47L124 48V45H127V46H129V47H131V46H133V47L138 46L139 49H140V52H139V50H135V51H136V52H135V51H134L135 48L132 50L133 47L130 48L131 50H130V49L128 50V48H126V50L124 51V53H123V50L121 51V49H119L120 52H121V54H123L122 56L120 55V57H121V58L124 57L123 59H124V62H125V63H123V61H122V62H118V61H120V60H119L120 58H119V56H118V55L120 54V53L118 54V48H117ZM134 45H135V46H134ZM141 45H142V49H143V50H144L143 47H145L146 49H148V52H146L147 54L144 53L145 51H142V50H141ZM153 45H152V46H153ZM168 45H169V44H168ZM183 45H184V46H183ZM186 45L188 46V48L190 47V49L186 48V47H187ZM190 45H191V46H190ZM257 45H258L260 48H258ZM119 46H118V47H119ZM154 46H155V45H154ZM160 46H161V47H158V46H157L158 48L155 46V48H157V50H159V49L162 48V46H164V45H160ZM171 46H170V47H171ZM176 46H175V48H176ZM223 46H224L225 48H223ZM237 46H241V48H239V47H237ZM245 46H244V47H245ZM164 47H165V46H164ZM193 47H195V50L197 49V53H195L196 51L194 50ZM228 47H229V49L231 48L229 51H231V50L234 48L233 51H231V52H229V53H226L225 50L228 51ZM254 47H252V48H253V50H252L253 52H252V53H254V49H255ZM115 48H117V49H115ZM165 48H166V47H165ZM165 48H164V49H165ZM175 48L173 47V49H175ZM183 48H185V49H183ZM192 48H193L194 51H193V50L191 51ZM222 48H223L224 50H223ZM226 48H227V49H226ZM166 49H167V48H166ZM169 49H172V48H169ZM173 49H172V50H173ZM186 49H187V50H186ZM240 49H241V50H240ZM248 49H249V52H250L251 49H250V48H248ZM248 49L246 48V50H248ZM127 50H128V53L125 54V52H127ZM154 50H155V49H154ZM182 50H183V51H182ZM184 50H185V51H184ZM116 51H117V52H116ZM160 51H162V50L160 49V50H159V53H160ZM164 51H165V50H164ZM164 51H163V52H164ZM166 51H167V50H166ZM187 51H188V52H187ZM190 51H191L192 54L190 53ZM216 51H217V52H216ZM240 51H241V52H240ZM258 51H259V50H258ZM258 51H257V52H258ZM133 52H134V53H133ZM138 52L141 54V55L139 54L140 57H139L138 55H136V53H138ZM183 52H184V53H183ZM186 52H187V53H186ZM193 52H194V53H193ZM249 52H248V54H249ZM257 52H255V54H256L257 56H258L259 53H260V54L262 53V52H258V54H257ZM148 53H149V54H148ZM165 53H166V52H165ZM167 53H168V52H167ZM167 53H166L165 55H167ZM169 53H168V54H169ZM244 53H245V52L243 51V54H244ZM246 53H247V51H246ZM145 54H146V56H145ZM156 54H157V53H156ZM162 54H163V53H162ZM182 54H183V55H182ZM186 54H187V55H186ZM193 54H195V57H194ZM196 54H197V57H196ZM229 54H230V55H229ZM243 54H241V55H243ZM255 54H252V56L255 57ZM260 54H259L260 57H261V56H264V55H260ZM125 55H126V56H125ZM143 55H144L145 59L143 58ZM159 55H160V54H159ZM159 55L157 54V57H160ZM165 55L163 54V56H162L163 59H164V57H165V59L167 58ZM191 55H192L194 58L191 57ZM208 55H210V56L212 55V56L210 57V56H208ZM219 55H220V56H219ZM228 55H229V56H228ZM117 56H118V57H117ZM154 56H155V55H154ZM180 56H182V57H180ZM187 56H188V57H187ZM198 56H199L200 58H201V56H202L203 59H202V58H201V59L198 58ZM207 56H208L209 58H208ZM230 56H231V57H230ZM245 56H248V55H245ZM245 56H244V57H245ZM250 56H251V52H250ZM250 56H248V57H250ZM252 56H251V57H252ZM125 57H126V59H129V60H128V61L125 60ZM138 57H139V58H138ZM162 57H161V59H162ZM177 57H178V58H177ZM183 57H185V58H183ZM189 57H190V58H189ZM205 57H207V58L205 59ZM228 57L231 58V59L229 60ZM242 57H243V56H242ZM248 57H247V58H248ZM260 57H259V59H261ZM118 58H119V59H118ZM153 58H154V57H153ZM179 58H180V59L183 58V59H182V60H179ZM236 58H237V59H236ZM255 58H256V57H255ZM184 59H187V60H186L187 64H186V62H182ZM194 59H196V60H194ZM197 59H198V60L200 59V61H198ZM204 59H205V61H207V62L203 61ZM207 59H208V60L210 59V60L208 61ZM245 59H246V58H245ZM252 59H253V61H251L250 59H248V61H249V63L254 64L256 61H255L254 58H252ZM111 60H112V61H111ZM121 60H122V59H121ZM134 60H135V61H134ZM140 60H141V61H140ZM144 60H145V61H144ZM243 60H244V59H243ZM256 60H258V58H256ZM108 61H109V60H108ZM116 61H117V62H116ZM126 61H127L128 63H127ZM139 61H140V62H139ZM161 61H162V62H161ZM172 61H173V60H172ZM179 61L182 62V63H180ZM184 61H185V60H184ZM188 61H189V62H188ZM190 61H192V63H193V62L196 63L197 65H196V64H192ZM196 61H197V62H196ZM202 61H203V62H202ZM245 61H246V60H245ZM245 61H242V62H245ZM258 61H259V60H258ZM160 62H161V63H160ZM164 62H165V64H163ZM176 62H174V63H176ZM200 62H201V64L204 63V62H205V63L202 64V65L200 66ZM242 62H241V64H240V66L242 65ZM252 62H253V63H252ZM260 62H262V60H261ZM260 62H259V63H260ZM115 63H118V64H115ZM120 63H121V64H120ZM122 63H123V64H122ZM141 63H142V65H143V66H142L143 68H145V67H147V66H148L149 68L151 67V70L147 68V69H148L147 71L150 72V73H148V72L145 71L144 69L142 70V67H139V66H141ZM143 63H144V64H143ZM155 63L158 64V65H156ZM184 63H185V64H184ZM189 63H190V64H189ZM198 63H199V65H198ZM218 63H219V65H218ZM225 63H228V64L230 65V67H231L232 70H230V69H229L230 67H229V66L227 67V65H226ZM249 63H248V64H249ZM256 63H258V62H256ZM256 63H255V64H256ZM112 64H113V65H112ZM138 64H139V65H138ZM166 64H167V65H166ZM169 64H170V63H169ZM188 64H189V65H188ZM261 64H262V68H264V62H262ZM115 65H117V66H115ZM136 65H138V66H136ZM144 65H147V66H144ZM149 65H150V66H149ZM162 65H163V66H162ZM164 65H165V67H164ZM178 65H179V66H178ZM215 65H214V66H215ZM236 65H237V64H236ZM238 65H239V64H238ZM238 65H237V66H238ZM259 65H260V64H259ZM259 65H258V67H257V66H255V67H257V68H261ZM134 66H135V67H134ZM211 66H212V65H211ZM234 66H235V65H234ZM246 66H248V65H246ZM249 66H250V64H249ZM138 67H139V68H138ZM167 67H168V69H167ZM186 67H185V68H184V67L181 68V70H183V69L186 70ZM194 67H195V68H194ZM251 67H254V65H252ZM111 68H112V69H111ZM122 68H123V69H122ZM140 68H141V70H139V71L136 70V69H140ZM152 68H154V69H152ZM159 68H158V69H159ZM201 68H200V69H201ZM235 68H236V67H235ZM237 68H238V67H237ZM249 68H250V67H249ZM249 68H248V67H247V69L244 68V70H245V71H246V70L248 71ZM262 68H261V69H262ZM128 69H129V70H128ZM175 69H176V70H175ZM134 70H135V71H134ZM188 70H186V71L189 72ZM241 70H242V69H241ZM249 70H250V69H249ZM254 70H255V68H254ZM151 71H152V72H151ZM183 71H184V70H183ZM193 71H192V72H193ZM197 71H198V70H197ZM251 71L253 72V70H251ZM162 72H164V73H162ZM165 72H166L167 75H165ZM192 72H191V73H192ZM195 72H196V71H195ZM200 72H202V71H200ZM211 72H212V73H211ZM223 72L226 74V77H224V78L226 79V81H227L226 85H225V81H224L225 79L223 80L224 83H223V81H222V79H221V78H223V76H224V75H222ZM232 72H234V75L232 74ZM249 72H250V71H249ZM252 72H251V73H252ZM254 72H255V71H254ZM262 72H264V71H262ZM127 73H128V74H127ZM141 73L144 74L143 76H145V77H143ZM145 73H146V74H145ZM147 73H148V74H147ZM175 73H176V74H175ZM181 73H182V74H181ZM189 73H190V72H189ZM197 73H198V72H197ZM214 73H215V74H214ZM259 73L261 74L260 70H259ZM110 74H111V75H110ZM134 74H135V75H134ZM136 74H141V75L139 76V75H136ZM195 74H196V73H195ZM202 74H203V73H202ZM209 74H210V75H211V74L214 75V76H211V77H214V78H215V79H214V78H213V79L215 80L214 83H216V84L213 85L214 88H212L213 86H211V85L214 84V83H209V82H210V81H209V82H208V85L206 84L207 86H204V88H203V85H205V83H206L205 81H206V80H211V77H210ZM243 74H244V75H247V76H244V78H245V77H247V78H245V79H244L243 77L240 78V76H242ZM253 74H254V73H253ZM257 74H258V73H257ZM146 75H147V77H146ZM164 75H165V77H164ZM175 75H178L182 82H180V79H177L178 76H175ZM262 75H264V74H262ZM262 75H260V76L257 75V76H259V78H260V77L262 78V77H264V76H262ZM153 76H154V77H153ZM159 76H158V77H159ZM166 76H168V77L166 78ZM169 76H170V77H169ZM187 76H189V75H187ZM199 76H196V77H199ZM217 76H219V77H217ZM255 76H256V74H255ZM112 77H111V78H112ZM123 77H124L125 79H126V78H127V79L124 80ZM131 77H132V78H131ZM148 77H149L150 80L148 79ZM150 77H152V78H150ZM184 77H185V75H184ZM202 77L205 78V79H204L205 81H203V82H201V81H202V80H201ZM216 77H217V78H216ZM109 78H110V77H109ZM118 78H119V77H118ZM128 78H130V79H128ZM165 78H166V79H165ZM207 78H208V79H207ZM209 78H210V79H209ZM218 78L220 79V81H219ZM233 78L235 79V81H238V82H237V83H233L234 81H233V82H230V79H233ZM242 78H243V81L241 80ZM138 79H140V80H138ZM147 79H148V81H147ZM159 79H160V80H159ZM198 79L200 80L201 83H204V84H199ZM213 79H212V82H213ZM262 79H264V78H262ZM117 80H118V79H117ZM123 80H124V81H123ZM127 80H129V82H128ZM134 80H135V81H134ZM175 80H176V81H175ZM139 81H141V82H139ZM143 81H144V82H143ZM146 81H147V82H146ZM161 81H160V82H161ZM174 81H175V82H174ZM216 81H218V83H217ZM253 81H254V82H253ZM260 81H261V80H260ZM125 82H126L128 85H127ZM134 82H135V83H134ZM136 82H138L139 84L141 83V84H140V85H139V84H136ZM160 82H159L157 85H160ZM164 82H163V83L161 82V85H164V84H165ZM167 82H168V81H167ZM187 82H188V81H187ZM219 82H220V83H219ZM229 82H230V84H229ZM142 83H143V84H142ZM152 83H150V84H152ZM188 83H189V82H188ZM194 83H195V84H194ZM238 83H239V86H238ZM262 83H264V81H262ZM166 84H165L164 86H167ZM177 84H178V85H177ZM182 84H183V85H182ZM210 84H211V85H210ZM227 84H229V85L227 86ZM231 84H232V86H233V87H231V88L233 89L232 92H231V91L229 92L228 90H227V91H228V93H229L230 95H231V94L233 95V98H234V99L232 98V95L230 96V95L227 93V95H226V94H224V95H226L227 97H228V95H229V96L232 98V101L230 100V97H229V99L226 98V100H225V99H224L225 96L222 94V93H223V90L226 89L227 87L229 88ZM236 84H237V86H236ZM243 84H245L244 87H245L246 85H248L249 87H251V85H253V89H254V88L256 89V90H254L255 93L252 91V92L254 93L255 96H252L253 93H252L250 90L247 89V91H246V89H245L246 87H245V88L242 87ZM157 85H155V86H154V85H150V86H151L150 88L154 89L153 87H155V89H157ZM161 85H160V86H161ZM186 85H188V86H186ZM201 85H202V86H201ZM240 85H242V86H240ZM124 86H123V87H124ZM139 86H141V87H139ZM148 86H149V85H148ZM179 86H181V87H179ZM189 86H190V87H189ZM210 86H211V87H210ZM262 86H264V84H262ZM168 87H169V86H167L166 88H164V87H163V88H164L165 91H166V90L168 89ZM174 87H175V88H174ZM183 87H185V88L183 89ZM188 87H189V88H188ZM193 87H194V86H193ZM207 87H208V88H207ZM234 87H235L236 89L238 88V89H237V92L235 91V88H234ZM240 87H241V88H240ZM160 88H161L162 90H164V89L162 88V86H161ZM160 88H159V89H160ZM172 88H173V89H172ZM179 88H182V89L179 90ZM186 88H187V92H189V93L191 92L190 95H189V97L192 95L191 98H190V99H187V100L185 99V98H186V90H185ZM205 88H206V91L203 92V91L205 90ZM219 88L222 89V90H219ZM239 88H240V89H239ZM247 88H248V87H247ZM251 88H252V87H251ZM251 88H250V89H251ZM259 88H260V91H261V87H260V86H259ZM259 88H258V90H259ZM111 89L114 90V92H115L114 95H111L112 93H114L113 91H111ZM122 89H123V88H122ZM128 89H130V91H129ZM135 89H136V90H135ZM143 89H144V90H143ZM152 89H150V91H151ZM170 89H169V91H170ZM188 89H190V90L188 91ZM192 89H193V88H192ZM199 89H200V90H199ZM207 89H209V90H207ZM216 89H217V88H216ZM229 89H230V88H229ZM253 89H252V90H253ZM131 90H132V91H131ZM138 90H139V91H138ZM141 90H143V91L141 92ZM147 90H148V89H147ZM181 90H182V91H181ZM184 90H185V91H184ZM238 90H239V91L241 90V91H243V92L246 91V92L243 93V92H241V91L239 92ZM118 91H119L120 93H118ZM169 91H167V92H169ZM221 91H222V92H221ZM249 91L251 92V94L249 93V94L251 95V96H250L251 98H250V97H248V98L244 97V96H245L244 94H246V93L249 92ZM110 92H111V93H110ZM116 92H117V94H116ZM138 92H139V93H138ZM140 92H141V94L144 96V98H142ZM145 92H146V91H145ZM209 92L211 93V91H209ZM235 92H236V93H235ZM135 93H136V94H135ZM149 93H150V94H149ZM175 93L173 92V93H172V96H173V94L176 95ZM212 93H213V91H212ZM224 93H225V91H224ZM239 93H243V94H242L243 97L241 96V94L239 95ZM256 93H257V94H256ZM261 93H264V91H262ZM130 94H131V95H130ZM138 94H139V95H138ZM144 94H145V93H144ZM152 94H153V95H152ZM154 94H155V95H154ZM163 94H164V93H163ZM163 94H162V95H163ZM196 94H197V95H196ZM215 94H216V97H215ZM235 94H236L237 96L239 95L238 97H240V96H241V97L238 98ZM123 95H124V98H123ZM128 95H129V97H128ZM135 95H136V96H135ZM158 95H159V98H160L161 95H160V94H158ZM181 95H182L183 97H182ZM211 95H212V94H211ZM211 95L208 94V97L211 98V97H210ZM213 95H212V96H213ZM217 95H218V96H217ZM247 95H248V94H246V96H247ZM126 96H127V97H126ZM131 96H132V98H135V97H136L135 99H138V98L141 96V97L138 99V100H141V102H142L143 99H145V100H144V102H142V103H141L140 101H138V100H135V101H136V102H135V101L131 98ZM187 96H188V93H187ZM199 96H200L202 99H203V98L206 99V97L201 96L200 93H199ZM234 96H235V97H234ZM161 97H162V96H161ZM164 97H162V98H164ZM174 97H175V96H174ZM184 97H185V98H184ZM189 97H188V98H189ZM236 97H237L239 100L236 99ZM256 97H257V96H256ZM126 98H128V99H127L128 101L126 100ZM129 98H130V99H129ZM152 98H151V99H152ZM165 98H164V99H165ZM172 98H173V97H172ZM194 98H193V102H192L193 104H194ZM201 98H200V99L198 98V102H199V100L201 101ZM209 98H208V102H209ZM241 98H243V99H245V100H243V99H241ZM253 98L255 99V101L252 100ZM112 99H113V98H112ZM117 99H115V98L113 99L114 104H115V102H116L117 105H116V104L114 105L113 103H109V105L113 104L112 106H110V107H111V108H110L111 111L109 110V111H110V115L112 114V111H114V112H113V115H114L115 113L118 112L119 115L115 114V117H116V115H117L118 117H119V116H120V117L122 116L123 119H125V117H126L125 114H127V113H125V112H128V113H129V118H130V120H131V121L129 120L128 116H127V118L125 119L126 122L123 121L122 118H120V119H121V121H120V119L116 117L117 121H116V119H115V121H116L117 124H118L117 128H119V126H120L119 124H120L121 122L124 124L123 126L121 125V128H122V129H123V128H125V129H128V128H129V129H142V128H143V129H144V128H145V127H144L145 124H149V123L145 120V118H144L147 114H150V112H147V114H145L146 111L143 112V111L145 110L144 107H146L145 105H144V107H143V106L140 107L141 109L139 108V106H136V109L132 106L134 110L131 109V112H135V111H138V110H142V112L138 111V112H139V115H138V112H135V114L133 113V114L136 116V117H135L134 115H133V116L131 115L132 113L130 114V111H127V109H128L129 107H128L127 109H125V108H124V104H123L122 102H121V104L118 103L117 101H119V99H118V100H117ZM124 99H125V100H124ZM131 99L134 101V103H132L133 101H131ZM164 99L162 100V99L160 98V99L157 100V101H158V102H159V101H163L162 103H163V106H164V107L167 105V107L171 108V110L173 109L172 111H174V108H172V105H173V104H172V105L170 104L171 106L168 105L167 103H168L169 101H166L168 98L165 100L167 103L164 101ZM204 99H203V101H204ZM216 99L214 100L215 102L217 101ZM227 99H228V100H227ZM240 99H241V100H240ZM250 99H251V100H250ZM262 99H264V98H262ZM154 100H155V99H154ZM154 100H152V101H154ZM229 100L232 102V104H233V102L236 100L235 104H233L234 106H232V104L229 102V103L231 104L230 106H232V108H234L235 106H238V107H235L236 109H232L231 107L226 108V107H227L226 105H228V104H226V103H227ZM237 100H238V101H237ZM242 100H243V102H242ZM247 100H249V101H247ZM109 101L112 102L111 100H109ZM124 101H125V102H124ZM126 101L128 102L127 104H126ZM152 101H151V102H152ZM187 101H188L189 103H188ZM195 101H196V100H195ZM203 101H202L203 104H201V108L203 109V107H205V108H204V110H205V109H207L208 107L206 106V104H204ZM206 101H207V100H206ZM206 101H205V103H206ZM224 101H225V102H224ZM239 101H240V102H239ZM245 101H246V103H245ZM257 101H258V100H257ZM138 102H140V103H138ZM151 102H150V103H151ZM179 102H180V101H179ZM218 102H219V101H218ZM159 103H160V102H159ZM165 103H166V104H165ZM186 103H188L189 105H187ZM192 103H191V104H192ZM196 103H197V101L195 102V104H196ZM119 104H120V105H119ZM146 104H148V103H146ZM154 104H155V103H154ZM157 104H158V103H157ZM157 104L155 105V108H156ZM164 104H165V105H164ZM181 104H182V105H181ZM208 104H209V103H208ZM215 104H217V103H215ZM219 104H217L216 107L219 106ZM241 104H243V108H244L243 110H244V111H242V109H241V108H242ZM249 104H250V105H249ZM122 105H123V106H122ZM149 105H150V104H149ZM197 105H198V103H197ZM213 105H214V102H213ZM224 105H225V106H224ZM244 105H245V106H244ZM151 106H152V105H151ZM159 106H160L161 108H163V107H162V104H161V105H158V106H157V108H156L157 110H158ZM183 106H184V108H182ZM190 106H191V105H190ZM194 106H195V107H194ZM202 106H203V107H202ZM223 106H224L225 109L222 108ZM239 106H240V107H239ZM247 106L249 107V111H251V112H249V111L247 110ZM258 106L262 108L261 112H260V109H259ZM132 107H131V108H132ZM148 107H149V106L147 105V108H146L147 111H148ZM167 107H165V108L167 109ZM206 107H207V108H206ZM108 108H109V107H108ZM115 108H116V109H115ZM142 108H143V109H142ZM153 108H154V107L152 106L151 109H153ZM192 108H195L196 111L194 112V109H192L193 111L191 112V114H192L191 117H190L191 114H190V115H186V118L188 117V120L185 118V116L181 117V118H183V119H182V120H183L182 122L186 123L187 125L184 124V123H182V122H181V123H182V124H181V123L179 122V123L181 124V125L179 124L180 126L184 125V126H182V127H183V129H182L183 132H184V133H185V132H188V133H189V132L191 131V129H192L193 131H195V132H196V130H194V129H197V130H198L197 132H200L201 130L206 131L207 128L209 129V130H207V132H208V131H212L213 129H210V128L212 127V125H211V123H209V119H208V120H205V121L202 120V119H205L204 116H205L206 114L204 115V113H206V112L203 111V112H204V113H203L202 111H200V110H202V109H199V106H196V105H193ZM209 108L207 109V110H208V113H209V110H211V109H209ZM217 108H218V107H217ZM251 108H252L253 110H252ZM156 109H155V110H156ZM188 109H187V110H188ZM198 109H199V111H198ZM222 109H224V112H225V113L223 112ZM254 109H255V110H254ZM116 110H117V111H116ZM120 110H121L122 112H121ZM155 110H154V114H156V113H161V114H159V115H162L163 112H158V111H157V112L155 113ZM161 110H163V109H161ZM232 110H233V111H232ZM257 110H259V111H257ZM150 111H151V110H150ZM159 111H160V110H159ZM167 111H168V114H169V113H170V110L167 109ZM213 111H214V110H213ZM213 111H212V113H213ZM220 111H221V113H220ZM226 111H230V112L232 111V112H231V113H228V112L226 113ZM247 111H248V113H249L250 115L247 114ZM253 111H256V112H253ZM152 112H153V111H152ZM174 112H175V111H174ZM174 112H173V113H174ZM257 112H258V113L260 112V113L258 114ZM124 113H125V114H124ZM165 113L167 114V112H165ZM171 113H172V112H171ZM200 113H202L203 115H201ZM251 113H253V114H251ZM256 113L258 114V116H260V118H262V119H259V121H256V120H258V119L254 120V119L256 118ZM140 114H142V115L145 114L144 117H143L144 119H142V117L140 116ZM187 114H189L188 111H187ZM222 114H224V115H222ZM228 114H230V115H228ZM254 114H255V115H254ZM123 115H124L125 117H124ZM150 115H151V114H150ZM150 115H147L148 117L146 116V119L150 118ZM157 115H158V114H157ZM196 115H198V116H196ZM199 115H200V116H199ZM208 115H209V114H208ZM211 115H212V114H211ZM211 115H210V117H211ZM221 115H222V117H224V118H220ZM231 115H232V116H231ZM262 115H264V114H262ZM152 116H153V118H154V115H151V118H150V119H152ZM162 116H164V113H163ZM162 116H161V117H162ZM165 116H166V117H165L164 119H161V120H165V119H167L170 115H169V116H168V115H165ZM167 116H168V117H167ZM171 116L173 117L172 114H171ZM175 116H177V115H175ZM175 116H174V117H175ZM206 116H207V115H206ZM254 116H255V118H254ZM112 117H113V116H112ZM115 117H113V118H115ZM132 117H133V118H132ZM138 117H139L140 121H142V120L144 121V120H145L147 123H145V124L143 123L144 126L141 125V124H140V121H139V119H138ZM140 117H141V118H140ZM161 117H160V118H161ZM177 117H179V115H178ZM192 117H193V118H192ZM197 117H198V119H197ZM203 117H204V118H203ZM210 117H207V118H210ZM230 117H232V118H230ZM113 118H112V119H113ZM135 118H136V120H134V122H132V119H135ZM156 118H157V117H156V115H155V118H154V119H156ZM158 118H159V117H158ZM179 118H180V117H179ZM195 118H196V119H195ZM200 118H201V120H200ZM218 118H219V119H218ZM228 118H229V120H228ZM112 119H111V120H112ZM168 119H169V118H168ZM189 119H190V120L192 119V120L190 121ZM193 119H194V120H193ZM220 119H221V120H220ZM239 119H241V120H239ZM243 119H245V118H243ZM127 120H129V121H127ZM175 120H176V118H175ZM177 120H178V119H177ZM199 120H200V121H199ZM211 120H212V119H211ZM252 120H253V122H252ZM136 121H138V122H136ZM155 121H156V120H155ZM157 121H158V119H157ZM179 121H180V119H179ZM188 121H189V122H188ZM195 121H196V122H195ZM201 121H202V122H201ZM215 121L213 120V123H214V125H215V126H213L214 129H215V127H216V129H218V127H219V129H220V128H222L221 126H224V128L226 127V124H225L223 121H222V122H223L225 125H224L223 123H221V124L219 123L220 126H217L218 123L215 122ZM226 121H228V122H226ZM232 121H231V122H232ZM239 121H240V122H239ZM245 121H246V120H245ZM260 121H261V122H260ZM116 122H113V121L111 122V123H112V127H114V126L116 125V124H115ZM119 122H120V123H119ZM151 122H153V124H154L153 119H152V121H150V123H151ZM162 122L165 123V125L162 126L163 124H162V125L159 124L158 126H161V127H159L160 129H161L162 127H164V128H166L165 131H167V130H168V131H171V129L174 128V127H172V126H174V125L172 124L174 121H173V122H172L171 120L168 121L169 123H171L170 125H172V126L170 127L171 129L169 128L170 130L167 129V126H166V125L168 124V122H167V121H165V122L162 121ZM162 122H160V123H162ZM166 122H167V124H166ZM177 122H178V121H177ZM177 122H175V124H176ZM190 122H192V124H190ZM194 122H195V123H194ZM250 122L254 123L255 128H254L253 124H252V125L249 124ZM255 122H257V123H255ZM113 123H114V126H113ZM130 123H132V124H130ZM136 123H139L138 126H136ZM155 123H156V122H155ZM158 123H159V122H158ZM188 123H189V124H188ZM213 123H212V124H213ZM233 123H231V124H233ZM133 124H134V125H133ZM153 124H151V126H150V125H146V126H147V127L150 126L151 129H150L149 127H148V128H149L150 130H152V125H153ZM204 124L207 126V128H203V127H204ZM228 124H227V127L229 126V127H230L229 129H231L233 125L231 126V125H228ZM140 125H141V127H139ZM155 125H156L155 127L157 128V127H158L157 124H155ZM170 125H168V127H169ZM188 125H189L191 128H190V127L187 128ZM238 125H235V127L238 128V127H239ZM256 125H258V126H256ZM261 125H262V126H261ZM126 126H127V127H126ZM175 126H176V125H175ZM192 126H193V127H192ZM196 126H198V128H196ZM199 126H200V128H199ZM206 126H205V127H206ZM242 126H243V127H242ZM252 126H253V127H252ZM138 127H139V128H138ZM201 127H202V129H201ZM235 127H233V128H235ZM247 127H246V129H247ZM251 127H252V128H251ZM115 128H116V126H115ZM148 128H147V129H148ZM176 128H178V130L180 129L179 126H178V127L176 126ZM176 128H175V129H176ZM193 128H194V129H193ZM119 129H120V128H119ZM122 129H121V130H122ZM153 129H154V125H153ZM175 129H173L172 131H175ZM189 129H190V131H189ZM199 129H201V130L199 131ZM205 129H206V130H205ZM229 129H227V130H229ZM240 129H239V130H240ZM246 129H243V130H246ZM249 129H247V130H249ZM258 129H259V128H258ZM158 130H159V129H158ZM158 130H157V131H158ZM161 130L164 131L163 128H162ZM161 130H160V131H161ZM182 130H181V131H182ZM184 130H185V131H184ZM222 130H223V129H222ZM225 130H226V128H225ZM232 130H233V129H232ZM234 130H235V129H234ZM260 130H261V129H260ZM262 130H264V127H262ZM176 131H177V130H176ZM193 131H192V132H193ZM180 133H181V132H180ZM188 133H187V134H188ZM187 134H185V137L187 136ZM182 136H183V134H181L180 137H182ZM183 137H184V136H183ZM188 137H189V136H188ZM185 140H187V139H185ZM188 140H189V139H188ZM182 141H183V139H182ZM214 153H215V154H213V155H212V153L209 155V156L211 157V160L209 161V160L207 159V161H205V162H206L205 165H202V164H204V163L201 162V164H200V165L202 166V167H201V170H202V168L206 167L207 164H210V165L214 164V163H212L211 161H214L215 158L217 159L219 156H220L219 158L223 157L222 153H220V154H217V152H214ZM216 154H217V155H216ZM211 155H212L213 157H212ZM209 156H208V157H209ZM214 156H215V157H214ZM212 158H213V159H212ZM216 159H215V160H216ZM218 160H219V159H218ZM218 160H217V161H218ZM181 162H183V161H181ZM181 162L178 161L179 164H180ZM207 162H208V163H207ZM209 162H211L212 164L209 163ZM178 163H177V164H178ZM187 163H188V162H187ZM181 164H182V165H180V166H181L182 168H183L185 165H187V164H185L184 162L181 163ZM189 164H190V163H189ZM192 165H193V164H192ZM200 165L197 166V167H196L195 165H194V166H195V168L197 169V168H200ZM180 166H179V167H180ZM194 166H192V167H193V168H192L190 165H187L186 167H187L188 170L186 169V167H184V168H185L189 173H192V172H193V174H194V173H195V174H197V173L200 174V172H199L200 170H198V169L196 170V169L194 168ZM203 166H204V167H203ZM207 166H208V165H207ZM184 168H183V169H184ZM185 169H184V170H185ZM186 170H185V171H186Z\"/></svg>",
  "mask_w": 264,
  "mask_h": 264
}]
</instances>
